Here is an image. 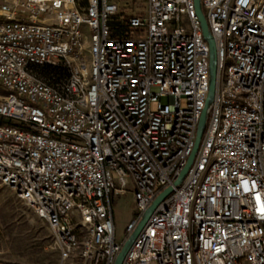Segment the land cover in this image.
<instances>
[{
  "label": "built area",
  "instance_id": "1",
  "mask_svg": "<svg viewBox=\"0 0 264 264\" xmlns=\"http://www.w3.org/2000/svg\"><path fill=\"white\" fill-rule=\"evenodd\" d=\"M142 1L0 0V188L47 223L62 263L114 264L115 203L132 196L128 238L171 188L123 264H264V0H201L216 94L177 187L210 51L194 0Z\"/></svg>",
  "mask_w": 264,
  "mask_h": 264
},
{
  "label": "rangeland",
  "instance_id": "2",
  "mask_svg": "<svg viewBox=\"0 0 264 264\" xmlns=\"http://www.w3.org/2000/svg\"><path fill=\"white\" fill-rule=\"evenodd\" d=\"M123 2L132 8L143 3L142 0ZM6 94V90L0 86V98ZM162 102L167 103V100L163 99ZM133 211L130 194L114 205L116 239L123 240L122 243L127 240L125 228L134 218ZM0 264H70L60 261L47 223L19 202L7 188H0Z\"/></svg>",
  "mask_w": 264,
  "mask_h": 264
},
{
  "label": "water",
  "instance_id": "3",
  "mask_svg": "<svg viewBox=\"0 0 264 264\" xmlns=\"http://www.w3.org/2000/svg\"><path fill=\"white\" fill-rule=\"evenodd\" d=\"M194 7L196 11V16L198 17V20L201 25V30L203 37L205 41L208 43L209 46V51H210V62H209V92L208 96L206 99L205 107L204 110L202 111L199 124H198V129H197V134H196V140H195V145L193 148V151L188 158L187 164L184 167L178 181L175 183V187H177L181 181L184 179L185 175L187 174L189 168L192 166L196 155L198 153L199 147L201 145L202 137L204 135L207 121H208V116H209V111L210 108L213 104L215 94H216V86H217V52H216V45L215 41L209 31L205 16L202 12V7H201V0H194ZM172 192V189L169 188L165 190L157 199L153 202L151 207L144 213L142 220L138 223L136 229L134 232L127 238V240L123 243L122 248L118 254V256L115 259L114 264H123V261L129 252L133 242L135 239L138 237V235L141 233L143 230L146 222L154 212L155 208Z\"/></svg>",
  "mask_w": 264,
  "mask_h": 264
},
{
  "label": "trees",
  "instance_id": "4",
  "mask_svg": "<svg viewBox=\"0 0 264 264\" xmlns=\"http://www.w3.org/2000/svg\"><path fill=\"white\" fill-rule=\"evenodd\" d=\"M111 26L114 30L118 31V32H122V33H126L128 32V26H127V20H120V17L117 16L114 18L113 22L111 23ZM128 36V35H127ZM51 72H53L56 75H61V76H68V72L64 69H53L51 70Z\"/></svg>",
  "mask_w": 264,
  "mask_h": 264
}]
</instances>
